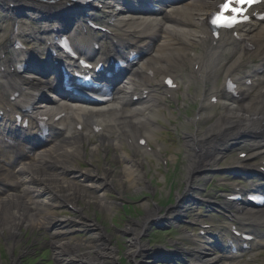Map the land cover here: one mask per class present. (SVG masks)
Instances as JSON below:
<instances>
[{"label":"bare ground","instance_id":"1","mask_svg":"<svg viewBox=\"0 0 264 264\" xmlns=\"http://www.w3.org/2000/svg\"><path fill=\"white\" fill-rule=\"evenodd\" d=\"M20 3L33 5L35 8L27 10L29 14H14L13 9L16 7L11 8L10 5L17 6ZM62 6H64V0L52 8ZM211 7L212 4L207 9ZM43 9V6L28 0H0L1 20L13 25L14 19L21 16L28 20L24 24L29 28L35 26V30L30 31L29 35H24L25 41L30 40L32 36L37 39L41 35L53 33L52 26H46V22L38 20L46 21L59 16L61 26L63 28L68 26L69 17L63 12L66 10L64 7L51 10L62 13L55 12L58 14H52L50 17V14ZM207 9L161 25L157 35L135 37L127 34L113 37L117 40L116 44L111 43L106 50L107 54L117 58L123 57L125 51L129 50L143 54L147 48L153 49V53L141 67L133 69V64L120 74L128 72L131 76L123 80L120 87L121 111L125 113L136 104H142L144 107L136 108L130 116L111 112L102 114L103 125L97 124L102 126L103 130H101L102 133L97 134V144L90 149L88 160H84L87 155L85 143L94 142L91 125L87 126V131H77L70 120L62 119L52 124L49 129L51 134L42 140L48 142L50 146L38 153L35 148L39 141L35 135L19 136L25 137V140L20 139L22 148H12L10 157L2 158L5 162H9L10 166H4L0 161V192L12 189L22 194L0 195V238L4 239L11 253L9 264H18V259L13 256L19 244L29 238L23 235L24 229L30 230L31 234L39 230L50 233L53 241L52 256L56 264H118L117 247L111 245L114 235L107 233L100 223L91 219L88 211L90 203H93L96 208L102 207L104 211L112 214V211L122 202L121 194L124 191L134 189L137 192L146 188L148 183L145 180L146 172L143 170L139 157L144 159L147 152L137 145V139L144 137L143 130L148 131L151 127L150 115L162 101L153 93L154 88L160 86L156 75L162 74L163 78L175 76L185 84L186 91L193 86V98L199 94V97L205 100L197 112V115L203 112L202 122L197 124L195 131L183 133V147L187 155L185 189L177 194L175 205L162 215L163 221L167 223L177 221L180 212L192 213L196 210L193 209L196 203L189 194L199 190L200 187L196 183L198 176H201L203 170L217 167L225 157L224 166H227V169L240 173L244 171L243 175L246 176H257L256 181L248 184L251 190H263L264 180L258 177L255 169H258V162L264 158V26L260 28L257 22L246 25L237 32L239 40L233 38L231 33H223L215 49L204 26L206 16L204 12ZM92 15L88 14L87 18L90 19ZM73 34L78 36L79 32L73 30ZM8 37L9 35L0 40V56L5 54L7 59L10 52ZM106 38L102 36L101 41H105ZM89 41L97 42L92 37ZM244 41L253 44L254 48L250 50L246 48ZM23 52L29 55L32 61L37 59L38 51L34 47H29ZM79 52L82 56L94 58V52L98 51L92 49L86 41L79 48ZM254 56L260 59V65L251 68L247 73L248 77H256V83L252 87L254 89L250 87L244 90L240 87L244 90L243 95L248 96L247 102L236 103L232 108L225 105L217 113H206L210 110L206 104L209 103L210 93L220 97L225 96L224 79L229 76L241 84L238 71L244 64H249ZM215 57L218 58V66L213 69L208 62ZM187 63L198 64V69L205 74V79H196L191 69L190 73L183 75L184 66ZM45 68L49 69V66ZM256 69H262V80L257 78L254 71ZM147 70L153 72L152 78L139 75V71L145 75L144 71ZM219 78L223 80L221 88L218 85ZM119 86L120 84L116 85V87ZM134 96L137 97L136 100L133 99ZM135 117L142 119L143 123L140 127L133 123L132 119ZM127 118L130 119L127 120ZM151 134L152 132L148 134L149 137ZM55 136H59V139L53 140ZM128 139L131 140V145H127ZM232 140L239 142L237 145L241 147L237 154L247 151L243 160H240L238 156L233 158L228 153V150L233 149L234 146ZM26 146L31 147L24 149ZM125 146L131 149V155L124 151ZM99 148L103 149L105 156L112 150L113 158L104 164H98L95 158L99 157ZM27 156H30V161L21 163V159ZM80 160L88 165L83 171L74 164ZM239 166L243 167L240 168L242 170L236 169ZM110 187L117 193V197L109 200L106 193L111 190ZM243 190L244 188H241V191ZM97 198L99 201L95 200ZM142 205L145 212L141 221L130 220L120 229L128 235L125 256L133 264H145L147 261L151 249H147L139 242V235L148 228L152 222L151 219L158 217L162 212L159 206L150 207L145 201ZM64 206H70L74 210L70 211H73L76 216L68 218L62 215L63 211L56 210ZM228 209L230 213H233L243 208L228 206ZM243 217L244 214L234 216L233 221L242 231H247L251 226L245 224L244 219L240 220ZM83 226H87L92 234L90 239L79 242L71 234ZM219 227V236L218 232L216 233L217 239L208 241L210 248L203 246L200 240H191L195 246L193 248H185L177 243L170 244L175 250L172 259L175 258L176 261L185 259L191 264H215L216 259L208 258L207 254L210 251L218 252L219 248L223 250L225 247V244L220 241L221 232L225 231V226L219 224ZM32 240L31 245L18 251L20 256L37 243L38 238L33 237ZM230 240H233V237Z\"/></svg>","mask_w":264,"mask_h":264},{"label":"rangeland","instance_id":"2","mask_svg":"<svg viewBox=\"0 0 264 264\" xmlns=\"http://www.w3.org/2000/svg\"><path fill=\"white\" fill-rule=\"evenodd\" d=\"M3 20L0 21V27L4 25V23L2 22ZM32 45H35V40L32 41ZM149 55V54H148ZM256 63L255 65H257L259 63L258 58H255ZM145 60H140V62L138 63L139 65H141ZM249 67V66H248ZM248 67H245L242 71L248 70ZM181 83V82H180ZM176 95L178 97L179 100V106L181 108V113L178 114V112L176 111V107L173 104H167L168 102H166V105H163V108L161 112H158L156 114L155 120L159 119L162 123L161 126H159V124L152 126L150 128V131L152 132V140L154 143H156L157 147L161 148L162 150H166L168 151V159L171 160V162L175 160H178V162L176 163V170L173 169L174 165H169L168 167H163L160 166V161L156 160L154 162V165L152 166V172L151 175L154 176H149V178L155 179V181L160 182L159 183V187L156 188V193L158 195V198L153 200L152 196H146L147 194V190L146 189H142V191H137L135 192L134 189H127V193L124 194V200L122 202V205L125 206V211H123L122 206L121 207H117L114 209V211H112L113 213L110 214L106 211H104V209L102 207L97 208L96 213L98 215L99 221L102 222L103 226L105 227V230H107L110 234L114 235V240L112 242L111 245H113V247H117V251L118 254L116 255V258L118 259V263L119 264H131L129 262V259L125 256L126 250H127V241H128V235L127 233L121 231L120 229L125 227L127 222L130 220H139L141 221L143 215H144V206L142 205V202L145 201L149 204L150 207H153L155 204H157V201H160V205H158L159 207H161L162 209H166L170 206H173L176 202V192L178 191L179 188L182 189L183 184H182V179L183 176H181V173L186 174V170H185V148L183 147V140H182V134H181V130H187V131H191L194 130L195 127L194 126H190V127H181L182 124L186 123V122H190L191 119H193L194 117V110H196L197 105H194V103H190V102H185L184 99L188 97V94H185V90H184V86H182L181 84V88L180 90H177ZM186 105V106H185ZM183 107H185L186 109H183ZM185 114H187L188 117H186ZM176 125L178 126V130L177 132L174 133V135L176 136V140L177 141H173L172 143H170L169 141V137L165 134L162 135L160 134V131L162 130H169V126L170 125ZM161 137V142H158V138ZM92 147V146H90ZM94 148V147H93ZM235 149L233 151V154L235 155L236 153ZM99 158L100 161H103V153L100 151L99 153ZM23 162H27V159H24ZM169 169V171H166V169ZM155 169H157L159 172H156ZM207 174H211L209 172H206ZM166 174H171L173 176L171 182L173 183L172 186L174 187V190H172L171 195H172V201L169 204H162L161 202H164L163 199H165L166 197V193H167V180H168V176H166ZM212 177V181L215 180V178H218V176H223L224 179H229L230 177L223 174L222 172H218V173H212V175H210ZM204 176H202L203 178ZM166 178V182L164 183V179ZM250 180V179H249ZM242 181V180H241ZM245 182V181H243ZM206 182H204L205 184ZM7 193V192H6ZM8 193H12V194H20L19 192L15 191H8ZM12 196V195H11ZM133 196L134 200L131 202V204H134L136 206V209H134V211H129L127 208L128 203H130V197ZM106 197L111 199L113 196L110 192L106 193ZM96 201H99V199H95ZM92 212L93 209L90 210V214L92 216ZM130 212V214H129ZM69 214L72 215V213L69 212ZM163 214V211H162ZM162 214H160L162 216ZM161 218H158L157 220L160 221ZM162 222V221H161ZM160 223V222H157ZM113 224H115L117 227H114ZM169 225H165V224H154V225H150L149 228H147L140 236V242L142 244L147 245L149 248H155L157 244L155 243H159L162 244V241L164 242H177L179 241V234L175 231L173 233H171L170 235H167V233L161 234L159 236H155L154 237V242L155 243H146V240L149 238V235H151V233L154 232L155 229H161L163 227H166ZM175 229L174 226H172V230ZM30 234V233H29ZM74 237L79 238L81 240L79 241H83L87 240L90 238L91 233L88 232L85 229L79 230L78 233L73 234ZM39 237L40 243L44 242V245H46V247H48V256H47V261L51 260L53 261V264H56L55 260L52 257L51 254V238L48 236L46 231H40L39 232ZM161 238V239H160ZM2 239H0L1 241ZM162 240V241H161ZM31 241V239H30ZM29 241V243H30ZM155 244V245H154ZM0 250H5L6 252V260L9 261V254L7 252L6 249V244L4 242L0 243ZM46 253V252H45ZM33 254V250L30 249L27 253V257L32 256ZM219 255H213L210 254V258H218ZM255 262H253L252 264H264V254L263 255H259L255 257ZM24 260L23 258L20 259L18 264H23ZM0 264H8L7 262H5L4 260H0ZM109 264V263H106ZM241 264H247L246 261H242ZM249 264V263H248Z\"/></svg>","mask_w":264,"mask_h":264},{"label":"snow or ice","instance_id":"3","mask_svg":"<svg viewBox=\"0 0 264 264\" xmlns=\"http://www.w3.org/2000/svg\"><path fill=\"white\" fill-rule=\"evenodd\" d=\"M236 2L239 3V4H245V3L251 4V3L254 2V0H236ZM229 10H231L234 13H236L237 15L241 14V9H238V8H235V7H231V3H230V0H229V2H226V3L221 5V12L217 15V17L213 21V23H220L222 20H225V19H230L232 24L238 22L236 20L235 16H233V17H225L223 15L224 12L229 11ZM229 26H231V24Z\"/></svg>","mask_w":264,"mask_h":264}]
</instances>
